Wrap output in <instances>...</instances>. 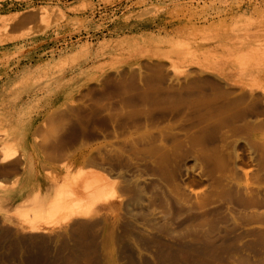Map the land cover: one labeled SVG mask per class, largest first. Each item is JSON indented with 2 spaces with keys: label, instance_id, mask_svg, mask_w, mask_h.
<instances>
[{
  "label": "rangeland",
  "instance_id": "374dc122",
  "mask_svg": "<svg viewBox=\"0 0 264 264\" xmlns=\"http://www.w3.org/2000/svg\"><path fill=\"white\" fill-rule=\"evenodd\" d=\"M0 168V264H264V0H0Z\"/></svg>",
  "mask_w": 264,
  "mask_h": 264
},
{
  "label": "bare ground",
  "instance_id": "6f19581e",
  "mask_svg": "<svg viewBox=\"0 0 264 264\" xmlns=\"http://www.w3.org/2000/svg\"><path fill=\"white\" fill-rule=\"evenodd\" d=\"M30 171L31 170H29L28 173H30ZM2 173H3V171H2ZM4 173H5V171H4ZM102 184H103V176H102L101 173H98V175L95 176L92 173V171H90V170L84 171L83 177H82V181H81V183L79 185V188L77 189V192H76V194L80 197L79 199L82 201V205L80 206V208L78 209L77 212H80L82 214H88V211L90 210V207H88L87 205L90 204L91 200H92L91 203L93 204L97 200H100V199H103V198L104 199L109 198V195L106 192V189L103 187ZM0 185L2 187V185H3L2 184V181L0 182ZM90 191H91V194H90ZM13 192L15 193V191H13ZM57 203H58V200L56 201V205H55L56 208H57V206H59V204L57 205ZM52 205L53 204H51L50 206H48V205L42 206L40 209L37 210L38 212H37V215L36 216H41L42 215L43 218H48L49 219V215H48L49 212L48 211L50 209L52 210V207H53ZM0 210L7 211L6 206L3 205V200H2L1 197H0ZM33 223H35V222H33Z\"/></svg>",
  "mask_w": 264,
  "mask_h": 264
},
{
  "label": "crops",
  "instance_id": "0c3cea01",
  "mask_svg": "<svg viewBox=\"0 0 264 264\" xmlns=\"http://www.w3.org/2000/svg\"><path fill=\"white\" fill-rule=\"evenodd\" d=\"M29 173H28V171L27 170H25L24 172H23V174H22V178H24V180H27L28 178H29ZM3 182V183H8V184H10V185H12L14 182H15V180L14 179H12L11 181H9V182H6L5 181V179H4V177H1L0 178V182ZM27 182V181H26Z\"/></svg>",
  "mask_w": 264,
  "mask_h": 264
}]
</instances>
